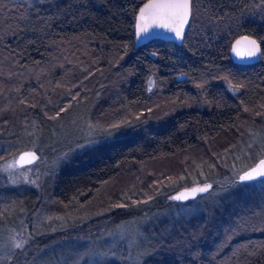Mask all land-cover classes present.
Listing matches in <instances>:
<instances>
[{"label": "trees", "instance_id": "trees-1", "mask_svg": "<svg viewBox=\"0 0 264 264\" xmlns=\"http://www.w3.org/2000/svg\"><path fill=\"white\" fill-rule=\"evenodd\" d=\"M145 1L0 0V162L32 144L50 155L69 146L43 182L46 191L52 186V204L8 190L3 205L14 200L25 212L60 214L112 190L135 204L120 223L124 233L141 234L138 258L96 254L99 264H264V179L230 176L264 156V0H191L181 45L154 39L135 46L134 17ZM240 35L260 44L259 62L231 61L230 43ZM178 74L185 79L176 81ZM119 120L109 139L70 146ZM171 174L172 186L200 176L210 189L183 202L172 193L166 202ZM120 181L127 191L115 193ZM1 203L0 213L8 209ZM180 203L195 208L177 215ZM42 252L24 249L8 264L67 256Z\"/></svg>", "mask_w": 264, "mask_h": 264}, {"label": "rangeland", "instance_id": "rangeland-1", "mask_svg": "<svg viewBox=\"0 0 264 264\" xmlns=\"http://www.w3.org/2000/svg\"><path fill=\"white\" fill-rule=\"evenodd\" d=\"M178 75H176L175 78ZM114 122L115 125H113L112 122H109L110 124L106 127L108 129H104L101 133L92 130L87 131L84 135L85 137H83V139H85L83 142L78 140L75 143H71L70 146L74 145L76 150L101 142L102 140H105V138L109 139L108 136L112 133V130L109 129L121 124V120ZM88 139L91 140L88 141ZM252 144L254 143L251 142V148L254 147ZM261 144L264 146L263 142H260V145ZM33 147L34 144L28 149L39 154V158L33 169H22L15 165L16 155L20 151L19 148H16L13 154H7V156H5L0 162V202L2 201V206L8 205V212L3 210V212L0 213V263L5 260V263L8 264L13 260L14 255L17 253H20L19 255H21L24 249H28V252H32V255H44V252L42 251H47L48 255H55V253L56 255H62L58 252L64 250L65 255L67 256H59L56 259L55 264H99L100 258H98V254L102 256L116 255L119 259L132 262L137 259V250L140 243H138V240L141 234L134 232L131 234L124 233L123 222L120 223L121 217H126L127 207L135 205L133 200L127 198L124 193L120 196L119 200H116V197L111 190L101 197V200L95 203H88V205L84 204L81 207L72 205L71 208L65 209L64 212L60 214L55 212L49 213L41 207H37L34 212H25L23 209L14 205V200H12L11 203L3 205V198H5L4 192L8 190L14 192L12 193L13 196L21 195V191L23 190L35 192L40 195L38 198L39 202L41 200L46 207L48 204H52V186L50 183H47L48 191H46L43 182L48 175V170L52 168V165H54L58 159L65 155L69 146L55 155H50V153L53 152L51 150L39 152L36 147ZM71 149L72 148H69V150ZM255 153L257 156L254 155L252 158L255 157L256 161L261 152L256 151ZM200 156L201 155H198V158H200ZM252 158H250L249 161L252 162ZM9 164H12L13 167H7ZM250 166L251 164L245 165L238 171L231 173L230 176H238L242 170H245ZM173 176L174 174H171L168 177L170 179ZM203 179L204 178L200 176L191 177L189 182L180 181L173 186L171 185V179L168 180L167 188L169 187L170 189L171 187H175L176 190L175 188L174 190H168V196L165 195L164 201H169L170 195L175 193L180 186H185L187 184L201 185L206 182V180ZM153 182L156 181L152 179L148 185H151ZM121 183L122 185L120 187L116 185L118 188L115 190V193L118 191H127L126 187L129 185L120 181L119 184ZM211 183L213 184V182ZM156 184L158 185V182ZM258 184L260 185L259 187L264 186L263 182ZM144 189H146V187H144ZM144 197H154V192L151 193V196H149V193H146ZM123 198H127V202L124 201ZM217 200L218 197H212L209 202H216ZM198 202L203 206L201 200H198ZM190 208L194 209L195 207L193 204L180 203L179 208L175 209V213H177V215H185ZM17 209L18 213H16ZM170 213L171 211L168 210V214ZM45 216L48 218L44 219ZM10 219H12V221ZM67 239L75 241L76 246H73L72 249H67L70 247V245L67 244L68 242L65 241ZM42 241L44 244L36 250L35 245ZM99 242H101V245ZM16 244H20L21 247L17 248L15 246ZM100 246L104 248V250L103 252L98 253L97 250ZM39 260L42 261L40 258L38 261ZM38 261L37 263H39Z\"/></svg>", "mask_w": 264, "mask_h": 264}, {"label": "snow or ice", "instance_id": "snow-or-ice-1", "mask_svg": "<svg viewBox=\"0 0 264 264\" xmlns=\"http://www.w3.org/2000/svg\"><path fill=\"white\" fill-rule=\"evenodd\" d=\"M191 14V0H151L139 11L136 22V33L139 38L141 34H146L150 27L163 28L168 32L174 33L176 39H183V31L186 24L189 22ZM247 40V38H244ZM237 41V44H240ZM251 45L249 50V56L255 55L259 50L255 40L247 41ZM235 51V49H234ZM35 159L33 153H24L16 161L18 164L31 163ZM7 167H13L9 164ZM258 177H264V160H261L259 165L253 167L250 171H247L240 177L241 181H251ZM209 186L200 188L199 191H207ZM195 191V190H194ZM176 197V199H181ZM17 248L21 247L20 244L15 245Z\"/></svg>", "mask_w": 264, "mask_h": 264}, {"label": "water", "instance_id": "water-1", "mask_svg": "<svg viewBox=\"0 0 264 264\" xmlns=\"http://www.w3.org/2000/svg\"><path fill=\"white\" fill-rule=\"evenodd\" d=\"M150 2H151V0L145 1L142 5H140V7L138 8V10L135 14L134 23H133V43H134V45L140 46V45L148 43L149 41L154 40V39L165 41V42H172V43H175L176 45H181L183 43L185 33H186V31L189 27L190 21H191V14L189 17L188 24H186L184 27L182 40L176 39L174 33L168 32L163 28H159V27H155V26L150 27L148 33L141 34V36L139 38L137 37L136 22H137V17L139 15V11L142 7H144L145 4L150 3ZM245 37L247 38V40L244 39ZM251 40H255V39L251 36H248V35H240V36H238L232 40V42L230 43V46H229L228 54H229L231 61L234 64L251 65V64H255V63L259 62L260 57H261V46L256 40L255 41H256L257 45L259 46V50L256 51L255 55L249 56V54H248L249 50L251 49V45H249L247 43V41H251ZM237 41H240L241 43L237 44ZM234 49H235V51H234ZM175 79H176V81H182L185 79V75L180 74ZM24 153H33L35 155V159L31 163H24L22 165L16 163V161L19 160V157L21 155H23ZM38 158H39V156L35 151H33V150H22L19 153H17V155H16L15 165L17 167L30 166V165H33L34 163H36ZM261 160H264V156L261 157L253 166H251L248 169L244 170L243 172L239 173V175L237 176L238 182H240V183H251L254 181L264 179V177H258L257 179H254L251 181H241L240 180V177L242 175H244L245 172L250 171L253 167H256L257 165H259ZM205 186H209L207 188V191H208L210 189V184H208V183L201 184V185H193V186L188 187V188H182L179 191H177L176 193H174L172 198L174 200L180 201V202L186 201L187 199H193L197 195L206 192V191H203V192L199 191L200 188H203ZM181 196H182L181 199H176V197H181Z\"/></svg>", "mask_w": 264, "mask_h": 264}]
</instances>
